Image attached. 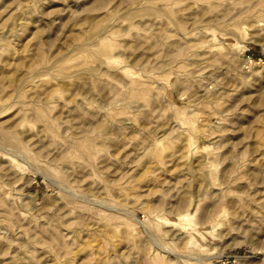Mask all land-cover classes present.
<instances>
[{
  "label": "rangeland",
  "instance_id": "1",
  "mask_svg": "<svg viewBox=\"0 0 264 264\" xmlns=\"http://www.w3.org/2000/svg\"><path fill=\"white\" fill-rule=\"evenodd\" d=\"M0 264H264V0H0Z\"/></svg>",
  "mask_w": 264,
  "mask_h": 264
}]
</instances>
